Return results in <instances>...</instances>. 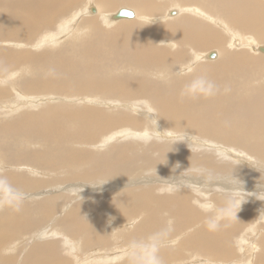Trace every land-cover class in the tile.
<instances>
[{
    "label": "bare ground",
    "instance_id": "bare-ground-1",
    "mask_svg": "<svg viewBox=\"0 0 264 264\" xmlns=\"http://www.w3.org/2000/svg\"><path fill=\"white\" fill-rule=\"evenodd\" d=\"M46 2L48 3L45 5ZM119 2L120 5H134L133 9H128L134 12L135 17L133 19L117 20L114 18L119 10L127 9L121 8L113 13L110 9ZM163 3H166L167 6L164 15L160 14V16H164V20L159 18V11L161 12ZM206 4V7L203 6ZM206 4L196 0H24L17 4L14 11L8 12L4 18L0 17V24H3L0 27V36L16 37L11 38L12 40L6 38V41L0 42V74L7 69L10 73L8 76L10 81L7 82L9 86L6 85V87L0 88V113L4 112L6 118L13 119L12 124L2 125L1 127L0 174L6 175L13 185L24 191L35 192L39 190L38 188L60 185L59 188L54 187L43 194L39 192L28 194L26 200L40 199L36 206L33 204L35 213L39 217L38 220L34 219V221L29 222L20 213L14 215L12 212L17 210L15 208H0V212L5 210L1 214L5 216V219H8V224L11 225V227H7L4 220H2V216L0 217V249L4 250V253H0V264H93L95 262L100 264H130L129 259H127L128 242L132 239L147 237L158 229L165 227L158 214L162 208L166 207L171 208L172 217L176 218L177 221L174 223L171 218H162L167 220L170 224L169 228L173 230L171 242L160 251L164 264L263 263L264 254L259 252L264 246V169L261 168L263 163L252 157L253 155L250 156L253 154L251 152L254 151L255 153L257 150L264 153V124L261 123L263 114L261 113L260 117V111L259 114L254 112V116L250 113L251 118L247 117L249 114H242L248 105L264 104V69H255V67L263 65L262 61L264 62V59L250 54V52L259 55L264 54V51H262L264 46L259 44L264 43V8L259 0H207ZM173 6L176 9L172 10ZM53 8L59 9L60 13L64 12L63 14L67 15L58 25L53 21L55 12L48 11L54 10ZM67 10L69 11L65 12ZM146 15H155V17L149 18ZM82 21H89L92 24L98 21L104 28L99 31L101 38L105 39L104 36H106L105 40L108 42L107 35H109L112 41L122 50V53L124 55L128 53L131 57V59H127V63L131 65L129 69L135 70L134 64L144 66L145 72H153L151 74L145 73L148 77L147 81H157L159 79L162 81V86H165L164 89L159 88L156 90L155 87H152L141 91L133 85L132 81H119L120 79L124 80L125 76L132 75L125 69L121 70L120 73L109 71L110 75L103 79L95 75H88L89 69H87L84 73L81 72L82 77H80V79L85 78V82L76 85L80 88L73 87L74 89L71 92V94H74L72 98L79 100L83 107L77 109L72 107L74 104L70 106L68 103L70 108L68 105L58 106L50 103L53 99L52 95L64 96L63 93L59 92V84L66 86L68 79H72L75 75V66H68L75 58L71 57L69 49L67 52L69 57H66V61L63 57L59 58L56 55L59 48L64 45L66 47L68 45L67 40L73 38L77 44L76 51H74L75 55H78L79 48H83V45L87 46V52L90 53L88 56L90 61L87 64L91 66V59L96 56L99 50H104L106 46L99 49L95 48L92 52L97 42L94 40L85 42L90 33L81 36V40L85 42L83 45L77 41V35L81 32L78 27ZM123 21L133 22L122 23ZM165 21L167 22L163 23ZM147 22L152 24L161 22L162 24L159 23L161 25L159 27H149L146 25ZM113 26L114 29L110 31ZM36 30L38 31L36 39H39V35L43 34L39 39V48L44 44L49 45L47 48L56 47L55 51L50 52L51 56H54L51 61L49 52L21 55L24 54L23 51L12 49L23 45L29 46V42L32 41L30 40L31 32ZM241 32L249 33L248 35L254 34L255 37L245 36ZM225 36L229 37V42H227L228 37L226 39ZM91 38L92 36L89 37V39ZM8 42L16 43V45H8ZM212 45H217V50H206ZM189 46H191L193 52L192 58L185 65L187 68L176 66L179 73L192 71L198 62L202 61L203 64L198 67L193 78L188 76L185 79L177 80L172 74L174 62L187 58L185 50L179 51V48ZM195 47H203L206 51H194ZM243 48L249 51H242ZM240 49L242 50L239 51ZM211 54H215V58H210ZM41 56L45 62L44 64L49 65V68L42 64ZM23 60L24 62H21ZM63 61L65 62L63 63ZM62 63L63 68L58 79L64 83H52L53 74L51 72L54 71L52 68L54 65L59 67ZM36 64L41 65L40 73L33 69ZM213 66L221 67L213 68ZM19 67L18 71L12 72ZM239 68L246 72L251 81L244 85L243 90L239 93L237 105L233 109L239 115L234 116L236 118L234 119L235 122L231 120L228 122H232V125L222 128L217 125L221 122L219 120L216 123L217 129L211 130L210 128L213 127L208 128L205 123V126H202L191 117L190 119L179 118L181 116L179 112H183L184 108L179 109L180 111L176 109L178 104H183L178 101L184 99L185 105L197 107L201 99L198 97L195 99V96L198 95L195 92L198 91L202 95V99L206 98L207 104H210L208 111L220 100L222 101L219 105L222 108L224 105L233 108L230 102L231 95L222 92L221 96L213 98L211 95H216L207 94L209 88L206 87L205 82H209L219 73H221L220 76L226 73L236 75L234 72ZM249 69H251L250 72ZM123 73L125 74L123 75ZM25 74L30 75V79L27 81L24 80ZM154 74L157 75V78H151V75ZM137 75H143V70L139 71ZM17 76H20V78H17ZM223 76L222 78H224ZM176 81L181 82L180 85L174 86ZM99 85L101 86L102 96H109L113 92L119 91L122 98L136 100L139 96H143L142 98L148 99V102L137 100L128 104L116 103L117 108L127 109L130 113L138 114V116L133 117L134 120L131 123H140L144 120L149 124V120H152L154 126H156L154 115L151 112L154 109L156 115L159 116L156 107H154V105H157L162 111L161 118L163 121H161L168 129L195 131L204 138L206 135L221 141H230V143L240 142V139H244L250 146L247 150L249 154L251 153L250 155L245 151H241V149H246L243 148L244 146L239 147L240 150L238 148H231L230 150L233 156L237 154L240 159L249 162L248 164H239L236 168H230L229 173L233 171V177L239 181V189L236 191L243 193L237 195L236 207L231 212L222 211L225 208L228 189H231V185L224 184L223 181L209 180L202 177L199 169L187 168V164H183L178 170H175L176 165L174 164V171H179L182 176L171 177V181L168 182L167 191H173L169 193L171 196L154 197L152 187H156V185H153V180L150 181V178L143 182H111L104 180L98 184L70 183L69 185H67V181L73 178L75 181L80 180L83 176L80 177V174L75 171L67 181L62 180V178H54L59 171L54 165V156L50 155V158L49 154L59 151L62 145L64 147L69 146L68 140L71 139L70 128L72 126L69 122L67 125L62 122L61 124H65V127H60V125L54 127L56 119L62 118L64 120V117H67L70 121V114L77 115L76 110L79 112L85 111L86 114L82 118L86 121V124L82 123L80 129L87 131V134L88 129H91L90 125L94 128V131L96 128L105 129L110 127L108 124L111 123H128V117L125 116H115L119 120L117 121L112 119L113 117L104 118L101 114L95 113L96 105H103L108 108L107 102L101 103L102 100L98 98L99 91L88 92L83 91V89L96 90L95 87ZM193 85H195V89ZM1 86H3L2 83ZM48 90L50 91L48 92ZM77 93H79V96ZM258 94L259 97L253 98ZM68 95L66 98L69 97L70 99L71 97ZM83 97L89 98L87 100ZM62 98L65 100L64 97ZM252 98L254 102L249 104L248 101H251ZM106 101L109 100L106 99ZM204 104L206 106L205 102ZM3 105H5L3 108L6 109L1 108ZM89 105L92 108H89ZM144 105L147 107L148 113L143 108ZM112 106L116 107L115 105ZM205 106H203V109H205ZM39 108L42 109L37 111ZM6 110L13 116L11 117ZM208 114L206 112V116ZM220 115L218 114V116ZM202 119L204 121V117H201ZM53 120L54 124L50 122ZM256 123H260L262 126L258 127ZM161 128L160 125L156 126L155 129L153 128L158 130L154 133L145 131L144 128L143 133L141 132V138L162 137L164 132L160 130ZM77 130L79 129L77 128ZM128 131L122 129L113 135L108 134V136L109 139L114 141L118 139V136L127 135ZM87 136L80 135V140H76L82 142L81 149L74 146L77 142L71 141L70 144L74 147L67 149V152L63 154L66 157L65 160L71 159L75 163L81 164L80 167H77L79 171L83 169L88 161L89 156H87L88 151L86 150L91 147L98 149L97 144L91 145L90 142L89 145V142H86ZM75 137L77 139L78 135L72 134V138ZM135 137L139 138L137 134ZM190 140L189 138L184 140L186 145ZM103 141L108 142L109 146L114 143L106 138ZM199 143L200 141L195 138L189 146H192L194 151H198L200 150L197 147ZM85 145L88 147L85 148ZM13 146L19 149L16 153L10 151ZM201 146L212 147L205 142ZM222 150L226 154L227 152L224 150L228 149L223 148ZM209 152L211 154L216 153L214 149H206V154L202 155L201 159L208 158ZM215 155L217 156V153ZM71 160H68L69 166L65 162L63 170L72 169L70 166ZM28 164L36 167L29 169L31 170L30 173H24L22 165ZM37 167L44 169L45 174L49 175V180L37 179L38 175H43L42 171L35 172L39 169ZM75 168L76 166L73 167V169ZM167 170L173 171V165ZM208 170L215 172L217 176L229 174H217L221 170L216 167H211ZM125 173V171H122L116 175L122 177ZM161 182L167 181L161 180ZM65 183H67V186H63ZM142 185L146 187L144 192L142 191ZM62 191L63 194L59 193ZM159 192H162V190H159ZM40 197L45 198L41 199ZM95 199L96 201H94ZM192 201L196 206H192ZM153 203L158 206V209L153 207ZM29 204L24 202L19 209H27ZM61 209V214L58 215L57 211ZM41 211H43L42 215H40ZM9 213H11V216H9ZM167 215L168 213L163 214V216ZM209 220H214L219 227L215 230L209 228L207 223ZM36 226H44L41 229L38 228L37 233H34L38 238L35 242L36 245L30 246L28 252L22 258H18L19 255L14 257L13 254L17 252L16 249L19 250L25 240L27 242L28 239L31 241L34 234L31 236L32 238L28 236L22 240L23 234L22 236L19 235L20 237L15 236V232L12 234L11 229L18 227L23 231L25 228L33 230L34 228L37 229ZM24 234L27 233L24 232ZM258 235H260L259 238H257ZM23 248L24 246L22 250H24Z\"/></svg>",
    "mask_w": 264,
    "mask_h": 264
},
{
    "label": "rangeland",
    "instance_id": "rangeland-1",
    "mask_svg": "<svg viewBox=\"0 0 264 264\" xmlns=\"http://www.w3.org/2000/svg\"><path fill=\"white\" fill-rule=\"evenodd\" d=\"M22 1H24V0H0V17L4 18V16L8 12L14 11L16 9V7H17V4L22 2ZM196 1L201 2L202 4H206L207 3V0H196ZM259 1L262 4V7L264 8V0H259ZM47 3L48 2H46L45 5ZM120 4L121 3L119 2L115 7L111 8L110 10L113 13H115L117 10H119L121 8H127V9H133L134 8V5H129V4L120 5ZM203 6L206 7L207 4L203 5ZM51 7H53V6H51ZM166 9H167L166 3H163L162 4V8H161V12L159 11V16H160V14L164 15V12H165ZM173 9H176V8H174V6H173L172 10ZM58 10L59 9L48 10L50 12H55V15L53 16V21L55 23H57L56 25L61 23L62 20L67 17V15L63 14L64 12L60 13ZM68 11L69 10H67L65 12H68ZM92 15H95V14H92ZM146 16H149V18L155 17V15H146ZM176 17H178V16H176ZM159 18H162L164 20V16H160ZM123 20H126V19H123ZM133 21H136V20H133ZM133 21H123L122 23H131ZM161 22H159V23L162 24ZM166 22L167 21H165L163 23H166ZM159 23H156L157 24L156 25V24H152V23L147 22L146 25L149 26V27H155V26L159 27V26H161ZM223 23L227 25V23H225V22H223ZM2 25L3 24H0V27ZM78 28L81 30V32L77 35L78 36L77 41L81 42L82 45L85 42H90V40H94V41L97 42V44L94 46L92 52L95 50V48L99 49V48H101V47H103L105 45L106 46H105V48L103 47L104 50H102V51L99 50L96 53V56H94V58L91 59L92 60L91 61V66L87 64V62L90 61V58L88 57L90 55V53L87 52V46L83 45L84 46L83 48H79L78 55H75L74 51H76L77 44L75 43L76 40H74L73 38L67 40L68 45L66 47L64 45L63 47L59 48V50L56 53V55L59 58L63 57L65 59V61H66V57H69V55H67L68 49H69V52L71 54V57L75 58V60H73L72 63L68 64V66H72V65L75 66V75H74V77H72L73 80L71 78L68 79L66 86L59 84V87H60L59 88V92L63 93L64 96L52 95L51 97L53 99H52V102H50V103L58 105V106L59 105H68V103H69L70 106H72L74 104V106H72V107H75L77 109H79L80 107H83V105H81L79 100H77L75 98H72L74 96V94H71V92L74 89L73 87L80 88L79 86H76V85H80V84H83L85 82V78L84 79H80V77H82L81 72L84 73L87 69H89V73H87L88 75H95V76L99 77L100 79H103V78L109 76L110 75L109 71L112 72V73L113 72L120 73L121 70L125 69L126 71L130 72L132 75L131 76H125L124 80L120 79L119 81H132L133 85L137 86L138 89L141 90V91L142 90H147V89L152 88V87H155L156 90H158L159 88L164 89L165 86H162V81L159 80V79L157 81H154V80L147 81L148 77H147V75H145V73L146 74H151L153 72H150V73L145 72L144 71V66H136L137 64L133 63L134 66L136 67V68L134 67L135 70L129 69L131 67V65H129L127 63L128 62L127 59L128 58L131 59V57L129 56L128 53L124 55L122 53V50L112 41V39L110 38L109 35H107V38L109 39L108 42L105 40L106 36H104L105 39L101 38V35H100L99 31L101 29H104V28L102 27V25L98 21H95V24H92L89 21H82L81 23H79V27ZM112 29H114V26H113V28L110 29V31ZM86 33H90V36H92V38L89 39V37H90L89 36L88 39H86L85 42H84V41L81 40V36H83ZM241 33L243 35L251 37V38L255 37L254 34L248 35L249 33H245V32H241ZM36 35H38V31L37 30L31 32V39L30 40H32V41L29 42V46L23 45L22 47H16V48H12V49H16L17 51H23L24 54H21V55H27L29 53H32V54H39V53L42 54L44 52H49L50 53L53 50L54 51L56 50V47H53V46L50 47L51 49L49 47L47 48V46H49V45L46 46V44L41 45L40 48H39V46H38V44H40L39 39L41 38V36L43 34L39 35L40 36L39 39H36ZM95 36H97V37H95ZM225 37L227 39L228 36H225ZM6 38L9 39V40H12L11 38H16V37L0 36V42L6 41L5 40ZM229 40L230 39L228 37L227 42H229ZM25 41H27V40H25ZM13 42H15V41H13ZM19 43H22V42H19ZM9 44L10 45H12V44L16 45V43H11V42H8V45ZM259 44L264 46V43H259ZM5 47H7V46H5ZM42 47H43V49H42ZM216 48H218L217 45H212L206 50H210V51H211V49L212 50H217ZM45 50H47V51H45ZM197 50L201 51V52H205L206 51L205 48H203V47H195L194 51H197ZM241 50L242 49H240L239 51H241ZM179 51H184L186 53L187 58L183 59V60H176L174 62V67H173L174 70L172 72V74H174V78H176L177 80L185 79L188 76H191V78H193L196 75L194 73L197 71L198 67L203 64V62L202 61L198 62L195 65V67H194V69L192 71L179 73V69L176 66H184L185 68H187L185 65L190 62V60L192 58V54H193V52L191 51V46L183 47V48L180 47ZM235 51H238V50H235ZM242 51H249V50H244V48H243ZM250 54L252 56H256V57H259L261 59H264V54L259 55V54H256L255 52H250ZM53 58H54V56H51V53H50V56H49L50 61ZM41 61H42V64L45 63L42 60V56H41ZM65 61H63V63ZM21 62H24V60L21 61ZM63 63L59 65V67H61V68H59L57 65L53 66L52 70H54V71L51 70L52 71L51 74H53L52 75V77H53V82L52 83H61V84L64 83L62 80L58 79V76L61 75V69L63 68L62 67ZM262 63L264 65L263 61H262ZM263 65L255 67V69H259V68L264 69ZM44 66L46 68H49V65H47V64H44ZM216 67H221V66H213V68H216ZM19 69H20V67L17 68V70L15 69L12 72L18 71ZM33 69L40 73L41 72V65L40 64H36V65L33 66ZM142 70H143V75H137V73H139V71H142ZM250 71H251V69H249V72ZM234 73L236 75H232L230 73H228V74L226 73L227 76H225L226 74L225 75L222 74V76L224 75L223 76L224 78H222V76H220L221 73H219L218 76H220V77L216 76V77H213V79L210 80L209 82H205L207 88H209L211 86V93L216 95V96L211 95L213 98L221 96L220 94L222 92L231 95L230 102H231V105L233 106V108L229 107L228 105H227V107H226V105H224L225 107L223 106V108H222L219 105L220 101H222V100H220V101H218V104H216L212 108L213 110L212 109L210 110L211 111L210 112V111H208V108L210 107V104H207L208 102H206V100H205L206 98L202 99V95H200L199 91H198V92H195L196 94L198 93V95L195 96V99L197 97L201 98V99L199 100L197 107L196 106L185 105L184 104L185 102L183 101L184 99H181V100L178 101V102L183 103V104H178L176 109H178V111H180L179 109L182 110V108H184L183 112L182 111L179 112V115H181L179 118L180 119L181 118L190 119V117H191V118H193V120H195V122L197 121L196 123H199L200 125L202 124V126H205V124H207L208 128L213 127V128H210L211 130L212 129L213 130L217 129V125L222 127V128L224 126L226 128L227 126L232 125V122H235L234 119H236L234 116H236L237 114L239 115V113H237V112H235V110H233V109H235V106L237 105L239 93L241 92V90H243L244 85H247L251 81L248 78V76L246 75V72L244 70H242L241 68H239ZM9 74L10 73H9L8 69L0 74V88L1 87H6V85H7V87L9 86L8 83H7L8 81H10V79L8 77ZM124 74L125 73H123V75ZM160 77H162V76H160ZM4 78L5 79L7 78L6 79L7 81ZM17 78H20V76H17ZM151 78H157V75L156 74L151 75ZM28 79H30V75L29 74H25L24 75V80L27 81ZM1 83H2L3 86H1ZM180 83L181 82L176 81V83L174 82V86L180 85ZM122 84H126V83H122ZM193 86H194V89H195L196 88L195 85H193ZM100 87H101L100 85L96 86L95 87L96 90L83 89V91H88V92L99 91L98 98H99V100H102L101 103L102 102H107L108 103V104L106 103L108 108H105L103 105H96L97 106L96 108L93 107V108H95L94 109L95 113L101 114V116L104 117V118H112L113 117L112 119H115V120H117L115 116H120V117L125 116V117H128V123H126V124L118 123V122H117L118 124L111 123V124H108V125H110V127H106L105 129L96 128L94 131H93L94 128L90 125L91 129H88V134H87V131H84L83 129H80L81 124L86 122L82 118V117L85 116L84 114H86L85 111H80L79 112L78 110H76L77 111V115L76 114L75 115H71V114L69 115L70 121H69V119H67V117H64V120L62 118L56 119V123H55L54 127H56L58 125H60V127H65V124L67 125L68 122H69V124H72V126L70 128V138H71L70 141L67 138L69 146L68 147H64L62 145L60 147L59 151H56L55 153L52 152L53 154H49V157H50V155L54 156L53 157L54 165L59 171V173L56 174L54 178H62V180L67 181L68 178L72 177V173L75 172V171L78 172L77 174H80V177L83 176L82 179L76 180V181L73 178L70 181H67L68 184L67 183L63 184V186H67L70 183L98 184L100 181H104V180L111 181V182H128V181H131V182H133V181L143 182L144 180H147L148 178H150V181L153 180V185H156V187H152V194H153L154 197L163 196V195L171 196L169 193H171L173 191H167L168 182L171 181V177L182 176V174L179 171H174V164L176 165L175 170H178L179 168H181L183 164H187V168H194L195 170L201 169V168L209 169L211 167H216L219 170H221L220 172L218 171L217 174H224V173H229L231 171L230 168H236V167H238L239 164H248L249 163L247 160L240 159L237 154H235V156H233L231 154V151H230L231 148L232 149L238 148V150H240L239 147H243L244 146L243 148L244 149L246 148V149L245 150L241 149V151H245V152H247L249 154V152L247 150H249L250 146H249V144H247V142L244 139H240V142L236 141V142H234L236 144H234L233 142L230 143V141H228V142L225 141V140L221 141L220 139H216L214 137L213 138L212 137H207L206 135H205V138H204L202 135L200 136V134L198 132H195V131L194 132H192L190 130H184V131L183 130H175L174 131V130L168 129V127L165 126L164 123L162 122L163 121V119L161 118L162 111H161V108L159 106H157V105H154V107H156V111L159 113V116L156 115V113L154 112V109H152L151 114L154 115L153 118L156 121V126L160 125V127H162L160 130L164 132V133H162L163 136L162 137H158L159 138L158 139L157 137L154 138L152 135H150V136H152L153 139L152 138L151 139H142L141 138L142 137L141 134L143 133L142 131H143L144 128H145L144 129L145 131H149V132L151 131V133H154V132L158 131V130H154L156 126H154L153 121L149 120V124L147 123V121H144V120H143V122H140V123H131L134 120L133 117L134 116H138V114L130 113L129 110H127V109L117 108V104H121V103L128 104L131 101H137V100L138 101L145 100L146 102H148V99L142 98L143 96H139V98L136 99V100L135 99H130V98H122V94L119 91L113 92L109 96H102V93L100 92ZM237 88H238V90H237ZM49 91L50 90H48V92ZM67 94H69L68 96L71 97L70 99H69V97L66 98ZM77 95L79 96V93H77ZM260 95H261V93H260ZM260 95L258 94L256 96H254L253 98H257ZM40 96H43V95H40ZM15 97H17V95H15ZM62 97H64L65 100H63ZM80 98L82 99V97H80ZM86 98L88 100L89 97H83V99H86ZM253 98L251 99V101H248L249 104L254 102ZM106 99L109 100V101H106ZM89 100L93 101L92 99H89ZM203 100H205V101H203ZM3 101H5V100H3ZM73 101H77V102L73 103ZM54 102H56V103H54ZM204 102L206 103V106H205ZM109 103H111V104H109ZM75 104H77V105L75 106ZM112 105H115L116 107H114ZM259 105L260 104H258V105L255 104V105H252V106L248 105L246 107V110L243 112V114L242 113H240V114H242V115L249 114L247 117L251 118L252 115L253 116L255 115L254 112L258 113L260 111V114L259 113L258 114H259L260 117L263 114V116L261 117L262 121H263V122L261 121V123L263 125L264 124V120H263L264 119V113H263L264 112V104H261L260 107H259ZM146 106L148 107L147 103H146ZM146 106L144 105L143 108L146 109L147 110L146 112L148 113V109H147ZM203 106H205V109H203ZM3 107H5V105H3L1 108H3ZM90 107L92 108V106L89 105V108ZM70 108H67V109H70ZM100 108H101L102 111L100 110ZM3 109H6V108H3ZM41 109L39 108L37 111H40ZM202 109H203V111L205 113L202 111ZM229 109H231L232 111L229 110ZM6 111L11 117L13 116L8 110H6ZM223 111H224V113H223ZM229 111H231V112H229ZM248 111H250V112H248ZM261 111H263V112H261ZM206 112L209 113L207 116H206ZM250 113L252 115H250ZM199 114L201 115L202 118L204 117V121H203V119L201 120V117L199 118ZM218 114L219 115L221 114V115L218 116ZM228 116H229L230 119L228 118ZM224 119H225V121H224ZM12 120L10 118H6L4 116V112L0 113V133H1L2 125L3 126L4 125H10V124H12ZM219 120H221L220 124L216 125V123H218L217 121H219ZM222 120H223V122H222ZM230 120L232 122L228 123V122H230ZM117 121H119V120H117ZM50 122L54 124V120L50 121ZM62 122L65 123V124H61ZM225 122H226V124H225ZM213 123L215 124V126H214ZM49 125H50V123H49ZM251 125H253V124H251ZM262 125L260 123H256V126H258V127L262 126ZM77 128L79 130H77ZM117 129H119V130H117ZM122 129L129 130L128 131L129 133L127 134V135H129L128 137H125L127 135H122V136H118L117 137L118 139H115L114 141L112 139H109L108 134H110V135L112 134L113 135L114 133H117V132L121 131ZM191 132H192V134H191ZM72 134L75 135V136L78 135V138L76 139V137H75L73 139L72 138ZM136 134H137V136H139V138L135 137ZM80 135H83V137L88 135L87 138H86V142H89V145H90V142H91V145L97 144L96 146H98V149H96L94 147H91L90 149L86 150V151H88L87 152L88 153L87 156H89V158H88L87 163L84 165V167H83V169L81 171H79V169L77 168V167H80L81 164H77L71 159H68V160L72 161L71 164H70L72 169L71 168H67V170H63L62 168L65 167V162L69 166V161L65 160L66 157L63 156V154L65 152H67V149H71V147H74V146H76V148H80V149L82 147V142L81 141H76V140H80V138H79ZM130 136H132V137L130 138ZM103 138L104 139L106 138L109 141L111 140V143H113V142L114 143L109 146L108 142L103 141L104 140ZM186 138L191 139L190 142L187 145H186V142L184 141ZM195 138L198 141H200V143L197 145V147L200 148V150H198V151H194L192 146H189V145H191V143L193 142V139H195ZM122 139L123 140L125 139V140L123 141ZM216 140H217V142H216ZM71 141H74V143L75 142H77V143H75L74 146H71V144H70ZM203 142L210 144L212 147L201 146ZM241 142H242V144H241ZM86 147H88V146L85 145V148ZM104 147H105V149H103ZM247 147H248V149H247ZM191 148H192V150H191ZM205 148L206 149H214V151L217 153V156L215 155L216 154L215 152H214L215 154H211V152H209L208 153V158H204V159L202 158L201 159V156L206 154L205 153V150H206ZM221 148L222 149L223 148L228 149V150H224L227 153L225 154ZM11 150H12V152L16 153L19 149L16 148L15 146H13V148H11L10 151ZM114 150H116V151L114 152ZM251 153H253V154H251ZM251 153H250L251 155L249 154L250 156L253 155L252 157H255L256 159H258V161L263 163V166L261 168L264 169V162H263L264 161V153H263V151H261V153H260V151L257 150V151H255V153H254V151L251 152ZM259 153H260V155H259ZM37 156H38V154H37ZM63 160H65V161L63 162ZM39 161L41 162L40 158H39ZM172 165H173V171L167 170V168H171ZM74 166H76L75 169H73ZM22 167H23L22 170H23L24 173H30L31 170H29V169L34 168L36 166H32V165L29 166V164H28V165H22ZM37 168H39V167H37ZM41 171L43 172V175H41V176L38 175L37 179L43 178L45 180H49V178H48L49 175L45 174L44 169L39 168L38 171L35 170V172H41ZM122 171L126 172L124 176L119 177V176L116 175V174H118V173H120ZM46 173H47V171H46ZM112 176H113V178L111 179ZM33 178H35V177H33ZM161 180L167 181V182H161ZM54 187H56V186H49L47 188H42V189L38 188L39 190L38 191L36 190L35 192L34 191H25V192L27 194L38 193V192L43 194L45 192L50 191ZM59 187H60V185H58L56 188H59ZM145 189H146V187L142 185V191L143 192L145 191ZM159 190H162V192H159ZM59 193L63 194V191L59 192ZM54 194H57V193H54ZM40 198L43 199L45 197H40ZM35 199H37V198H32V199L25 200V202L30 203L28 205L27 209L25 208V209L14 210V212H12V213L14 215H17V213H20V215L25 216V219H27L29 222H32V220L34 221V219L38 220L39 217L36 215L35 210H34L33 207L36 206L37 202H39L40 199H37V200H35ZM94 201H96V199ZM33 204H34V206H33ZM192 206H196L194 204V201H192ZM153 207L158 209V206L155 203H153ZM20 211H22V212H20ZM61 211H62V209L57 211V214L60 215ZM170 211H171V208L170 207H166V208H162L160 210L159 214H158L159 219L162 220L164 222L163 223L164 226L168 227V228L170 227V224L167 222V220L162 219V218H165V217L171 218V221L174 220V223L177 221L176 218L172 217V211L171 212ZM2 212H5V210L2 211ZM2 212H0V214ZM23 212H24V214H23ZM42 212L43 211L40 212V215L43 214ZM32 213H33V215H32ZM167 213H168L167 216H163V214H167ZM26 215H28V216H26ZM1 216H2V214L0 215V217ZM9 216H11V213H9ZM2 220H4V223H5V225L7 227H11V225L8 224L9 223L8 219H5V216H2ZM43 227L36 226L37 229L34 228L33 229L34 231L32 229L27 230L26 228L23 231V230H21L18 227H14V228L11 229V232H12V234L15 232V236H19V235L22 236V234H23V236H22L23 237L22 240H23L24 238H26L28 236H29V238H32L31 236L34 233H37L36 231L38 230V228L41 229ZM17 228H18V230L20 232L18 230H16ZM169 229H170V231L172 233L173 230H171V228H169ZM17 231H18V233H17ZM24 232L27 233V234H24ZM259 237H260V235H258L257 238H259ZM37 239H38L37 236L34 234V237L32 238L31 241H29V239H28L29 243L27 242V240H25L24 244H22L20 246L21 250H22V247L24 246V248H23L24 250H22V252H21V250L20 249L18 250V248H17L16 249L17 252H14L13 256L16 257L17 255H19L20 257L17 256L18 258H22L23 256H25V254L28 252L30 246L36 245L35 242L37 241ZM0 253H4V250L0 249ZM259 253H263L264 254V246L261 248ZM67 254H69V252H67ZM262 262H263L262 264H264V260ZM93 264H100V263L99 262H95Z\"/></svg>",
    "mask_w": 264,
    "mask_h": 264
},
{
    "label": "clouds",
    "instance_id": "clouds-1",
    "mask_svg": "<svg viewBox=\"0 0 264 264\" xmlns=\"http://www.w3.org/2000/svg\"><path fill=\"white\" fill-rule=\"evenodd\" d=\"M207 94H211V86ZM199 171L202 177L209 180L223 181L224 184L232 186L230 190L228 189V199L225 208L222 209V211L231 212L236 207L237 195L243 194L236 191L239 189V181L233 177V171L220 176H217L215 172L206 168H201ZM27 198L28 194L24 190L13 185L6 175L0 174V208L10 207L18 210ZM207 223L209 228L213 230L219 227L214 220H209ZM170 242L171 231L168 227H162L147 237L130 240L127 245L130 264H164L160 251L162 248L168 246Z\"/></svg>",
    "mask_w": 264,
    "mask_h": 264
},
{
    "label": "water",
    "instance_id": "water-1",
    "mask_svg": "<svg viewBox=\"0 0 264 264\" xmlns=\"http://www.w3.org/2000/svg\"><path fill=\"white\" fill-rule=\"evenodd\" d=\"M135 17V14L133 11L128 10V9H121L119 12L116 14L114 18L118 19H133ZM264 51V49H262ZM210 58H215V54H211Z\"/></svg>",
    "mask_w": 264,
    "mask_h": 264
}]
</instances>
